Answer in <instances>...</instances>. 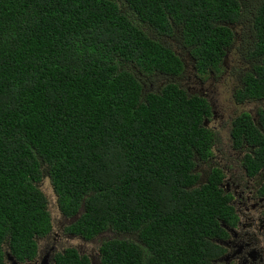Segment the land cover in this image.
<instances>
[{
  "label": "trees",
  "instance_id": "1",
  "mask_svg": "<svg viewBox=\"0 0 264 264\" xmlns=\"http://www.w3.org/2000/svg\"><path fill=\"white\" fill-rule=\"evenodd\" d=\"M186 64L204 84L229 71L255 104L232 134L260 172L264 0H0V264L33 261L53 230L45 181L101 264H214L236 215L219 169L198 184L213 113ZM56 264L92 261L70 247Z\"/></svg>",
  "mask_w": 264,
  "mask_h": 264
},
{
  "label": "flooded vegetation",
  "instance_id": "2",
  "mask_svg": "<svg viewBox=\"0 0 264 264\" xmlns=\"http://www.w3.org/2000/svg\"><path fill=\"white\" fill-rule=\"evenodd\" d=\"M243 31L245 30L241 29L237 31V33L241 34ZM191 70L194 71L192 68ZM228 72L229 71L224 74L228 75ZM186 74L187 76L184 75L183 78V84L184 86L186 85L184 81L185 77H187L186 82L189 81V85L186 87L188 92L200 94L202 97L211 96L207 88L203 91L198 88H194V84L197 82L192 81V78H194L192 75L189 73ZM196 76L197 74H195V77ZM210 77L211 80L215 81L216 78L220 77L223 80L226 78V75L214 77V74H212ZM221 112L224 115V111L221 110ZM248 113L252 116H256L257 111H248ZM216 117L224 119L222 120L221 125L220 120H218L219 126L212 124V122H214L213 120H216ZM236 118L237 116H234V118L232 117L229 120L228 118L226 119L225 115L219 116L218 112L216 110L214 111L212 119L209 122H206V127L215 134L212 156L207 160V162L201 166H197L200 176L198 184L200 185L207 183L208 181L206 172L211 174L214 169H219L221 171L222 179L220 181L219 188L222 189L226 195L231 197L229 204L234 209L236 215L234 225L229 226L222 224V228L224 229L223 238L213 240V242L220 247V255L217 259L213 260V263L264 264V169H261L260 172L253 174L244 164L245 157L249 149L246 144L241 146L239 141L234 138L232 134L234 128L233 122ZM223 128L226 130L219 134V131L217 130H222ZM223 132L228 133V135H225L228 140L225 141L226 147L223 145L222 138L225 139ZM219 145L222 146V149L219 151L220 155L224 154L225 156L219 157L218 153L216 155L215 149ZM234 153H236V155H234ZM65 234L74 239H81L67 233ZM55 236L56 232L53 227V230L49 235L38 240L39 254L33 261L22 263L18 262L13 257L16 262L14 263V261L9 258L10 253L7 252L5 253L6 264H56V258L59 254H63L65 249L62 251L57 245L50 246V242L45 247L42 245V248L40 245V241L47 238L48 240H56Z\"/></svg>",
  "mask_w": 264,
  "mask_h": 264
},
{
  "label": "rangeland",
  "instance_id": "3",
  "mask_svg": "<svg viewBox=\"0 0 264 264\" xmlns=\"http://www.w3.org/2000/svg\"><path fill=\"white\" fill-rule=\"evenodd\" d=\"M250 21L247 22L249 24ZM250 25L246 26V31L249 30ZM225 65H229V59L227 58L225 61ZM187 66H189L187 64ZM230 68L232 67L231 65L229 66ZM240 66L236 65V70H239ZM226 75V78L223 80L220 78H217L215 81L209 80L206 84V88L211 91V96H210V102H213L216 106L215 110L218 112L219 116H224L226 119L228 118L229 120L234 116H238L242 112H248V111H253L255 112L257 107L255 104L252 103H245L244 105H239L235 101V97L233 96V89L235 87V82L233 81L232 83L230 82V79L227 74H222L221 76ZM185 77V87H188L189 81L186 82ZM234 83V84H233ZM221 110H223L224 115L222 114ZM235 113V115H234ZM254 116V115H253ZM218 120H220V125L222 124L223 118H218L216 117V120H213L212 122L213 125L219 126ZM226 128V127H225ZM223 128L222 130H217L219 131L218 133L220 134L222 131H225L226 129ZM223 135H228L227 132H223ZM223 139V145L226 147L225 141L227 140V137L222 138ZM228 141V140H227ZM222 149V146L219 145L216 147V155L217 153L219 154V157L225 156L224 154L219 153V151ZM236 155V153H234ZM41 189L43 192L50 198L51 201V212H52V222H53V227L56 232V240L51 239L48 240L44 239L40 241V245L42 248V245L44 247L50 242V246L52 245H57L60 250H64L68 247H75L80 253H85L88 255L92 261V264H101L100 263V242L98 240H93L91 242H84L81 239H74L72 237H69L65 234V226L70 223L71 219H67L62 216V214L59 212L58 206H57V201H56V195L53 192V189L51 187V184L49 181H45L42 184Z\"/></svg>",
  "mask_w": 264,
  "mask_h": 264
},
{
  "label": "water",
  "instance_id": "4",
  "mask_svg": "<svg viewBox=\"0 0 264 264\" xmlns=\"http://www.w3.org/2000/svg\"><path fill=\"white\" fill-rule=\"evenodd\" d=\"M188 67V69H189V71H188V73L190 74V75H192V70H191V67L190 66H187ZM192 81L193 82H197V83H195L194 85V88H198V89H200L201 91H203V90H205V88H206V85L207 84H204L203 85V83L202 82H200V81H197L196 79H195V77L194 78H192ZM208 90V89H207ZM209 91V90H208ZM210 92V95H211V91H209ZM200 95V94H199ZM203 97H205V96H203ZM208 101H209V103H210V106H211V109L213 110V113H214V111H215V108H216V106H215V104L213 103V102H210V97L208 96V97H205ZM207 125V124H206ZM9 258H10V260H13L14 261V259H13V257L11 256V255H9ZM14 263H16L15 261H14Z\"/></svg>",
  "mask_w": 264,
  "mask_h": 264
}]
</instances>
